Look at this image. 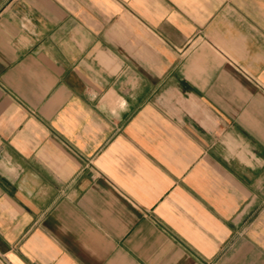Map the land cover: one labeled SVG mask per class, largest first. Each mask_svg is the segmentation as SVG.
Listing matches in <instances>:
<instances>
[{"label": "crops", "instance_id": "0c3cea01", "mask_svg": "<svg viewBox=\"0 0 264 264\" xmlns=\"http://www.w3.org/2000/svg\"><path fill=\"white\" fill-rule=\"evenodd\" d=\"M0 264H264V0H0Z\"/></svg>", "mask_w": 264, "mask_h": 264}]
</instances>
